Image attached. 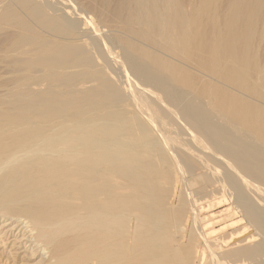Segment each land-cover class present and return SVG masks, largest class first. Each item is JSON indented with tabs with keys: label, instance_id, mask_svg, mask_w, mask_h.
<instances>
[{
	"label": "bare ground",
	"instance_id": "6f19581e",
	"mask_svg": "<svg viewBox=\"0 0 264 264\" xmlns=\"http://www.w3.org/2000/svg\"><path fill=\"white\" fill-rule=\"evenodd\" d=\"M0 244L264 264V0H0Z\"/></svg>",
	"mask_w": 264,
	"mask_h": 264
},
{
	"label": "rangeland",
	"instance_id": "374dc122",
	"mask_svg": "<svg viewBox=\"0 0 264 264\" xmlns=\"http://www.w3.org/2000/svg\"><path fill=\"white\" fill-rule=\"evenodd\" d=\"M29 243H27V245H29ZM7 245H10V247H11V244L10 243H8ZM10 247L8 246L7 248H5V250L7 249V251H8L10 249ZM17 250H16V252L19 253V258L22 257L23 256V253H21V252L23 251V248H19ZM1 252H2V247H1V244H0V255H1L0 264H2V263H4V264H11V263H9L8 260L5 259V254L4 253L1 254ZM48 256H49V254L44 253L42 250L40 251V249L37 248V252L34 255V259L32 260L31 264L37 263V262H39V260H43V259L46 260ZM46 263L47 262L42 263V264H46Z\"/></svg>",
	"mask_w": 264,
	"mask_h": 264
}]
</instances>
